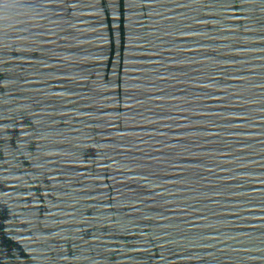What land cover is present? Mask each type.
Wrapping results in <instances>:
<instances>
[{
  "label": "water",
  "instance_id": "water-1",
  "mask_svg": "<svg viewBox=\"0 0 264 264\" xmlns=\"http://www.w3.org/2000/svg\"><path fill=\"white\" fill-rule=\"evenodd\" d=\"M0 264H264V0H0Z\"/></svg>",
  "mask_w": 264,
  "mask_h": 264
}]
</instances>
